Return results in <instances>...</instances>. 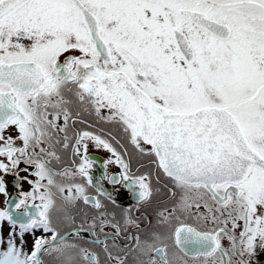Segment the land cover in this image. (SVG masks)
Listing matches in <instances>:
<instances>
[{"label": "snow or ice", "instance_id": "1", "mask_svg": "<svg viewBox=\"0 0 264 264\" xmlns=\"http://www.w3.org/2000/svg\"><path fill=\"white\" fill-rule=\"evenodd\" d=\"M86 141L133 206L93 181ZM0 157V264H260L264 0H0Z\"/></svg>", "mask_w": 264, "mask_h": 264}, {"label": "flooded vegetation", "instance_id": "2", "mask_svg": "<svg viewBox=\"0 0 264 264\" xmlns=\"http://www.w3.org/2000/svg\"><path fill=\"white\" fill-rule=\"evenodd\" d=\"M86 123L78 124L76 126L75 131H89L94 134H100L103 135L104 138L108 139L113 147L116 148L118 152L123 153L124 148H127L129 152L132 151V148L130 145L127 144L126 140L123 138L122 134H118L115 129H110L108 125L96 123L91 117H85ZM111 131L112 135L116 136V139L120 141L119 144H117L114 140H112L111 136H108L107 133ZM11 134V133H10ZM19 143V142H18ZM74 143V141H73ZM87 143V152L86 155L90 160H92L93 167L90 170V175L94 182H98L102 185V187L106 191H112V192H119V195L117 196V199L120 202L121 207H131L134 205V201L132 203H129V195L127 192L122 188V186L117 185L115 188L109 184L108 180L113 175H119L120 169L115 163H107L109 159H115V157L112 156L111 153H109L107 150L101 148H97L94 142L86 141ZM121 145H124L122 148ZM22 146V145H20ZM71 160H72V153L69 149L66 153H64V161L65 166H71ZM0 161H3L4 163H8L7 159L4 157H0ZM139 164H143L144 167L140 168L141 172H148L153 170L152 166L149 164L148 160L145 158H139ZM139 164L134 161L133 163V169L135 170L136 167H139ZM21 169L26 167L24 164H20L19 166ZM31 171V169H29ZM2 174V173H0ZM20 177L23 178L24 176H27V173L20 172ZM28 179H34V177L28 176ZM5 180L7 182L8 191L11 193L13 197H18L19 193L21 192H28L31 190L30 185L23 179L20 180V186L19 188L15 187L16 184V177L12 175L5 176ZM156 177L153 176V183L155 184ZM163 184V178H161V186ZM90 193L95 195V191L91 189L90 187ZM102 199V198H101ZM5 197L3 195H0V209H3L5 207ZM107 203V202H106ZM109 209L111 210V205H108ZM118 211V210H117ZM3 232L6 230L10 231V228L7 224L3 227ZM17 231L19 229L17 228ZM104 231L109 234V246L111 247L113 241L111 240V236L113 235V230L111 228H105ZM26 235V234H25ZM100 240L104 239V236L101 235L99 237ZM115 243L118 246H123L127 243L125 237L122 235L119 237ZM225 245H227V241H225ZM92 247L94 250H100L99 245H96L92 239L89 240L88 245ZM260 264H264V255L260 257Z\"/></svg>", "mask_w": 264, "mask_h": 264}, {"label": "rangeland", "instance_id": "3", "mask_svg": "<svg viewBox=\"0 0 264 264\" xmlns=\"http://www.w3.org/2000/svg\"><path fill=\"white\" fill-rule=\"evenodd\" d=\"M8 233H9L8 230H6L5 232H3V230H2V233H0V234H2L5 238H7ZM40 235H42L41 232H37L36 233V236H40ZM24 241H25V243H24V251L28 252L30 254L31 251H32L33 236L31 234H26L25 237H24ZM19 243H20V241H19V239H17V244L19 245ZM44 259H45V262L47 264L48 258L44 257Z\"/></svg>", "mask_w": 264, "mask_h": 264}]
</instances>
